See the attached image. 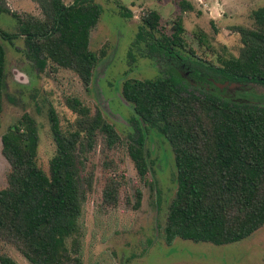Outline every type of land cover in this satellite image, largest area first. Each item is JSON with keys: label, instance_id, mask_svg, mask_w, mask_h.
Segmentation results:
<instances>
[{"label": "trees", "instance_id": "1", "mask_svg": "<svg viewBox=\"0 0 264 264\" xmlns=\"http://www.w3.org/2000/svg\"><path fill=\"white\" fill-rule=\"evenodd\" d=\"M39 15L12 11L0 0V13L17 24L15 34L0 30V116L5 87V49L1 39L24 40L26 54L42 70L51 63L73 71L87 87L98 66L99 54L89 38L102 13L94 0H33ZM182 12L192 11L189 0H177ZM130 17L126 8H120ZM250 26L234 25L239 35L237 55L218 62H194L193 76L224 83L264 85V5L251 12ZM140 29L148 57L165 59L166 75L125 78L121 98L136 115L140 131L127 139L119 135L99 109L94 112L77 96L65 104L75 118L63 128L53 108L48 111L55 152L44 171L37 162L39 130L36 119L24 112L1 136V152L8 162L6 185L0 188V239L12 244L31 264H83L80 217L92 192L94 168L86 167L98 139L107 149L126 147L140 178L150 169L146 136H163L173 152L176 188L159 226L167 244L175 238L225 245L240 241L264 225V105L223 97L217 87L187 83L179 69L186 50L185 27L177 16L169 28L151 9L141 17ZM200 41L201 39L196 34ZM191 55L195 50L188 48ZM174 63L173 65L171 63ZM187 64V63H186ZM112 170L117 165L106 161ZM125 183L123 171L104 177L102 202L117 205ZM158 191V190H157ZM139 206L140 190L135 192ZM0 264H17L0 255Z\"/></svg>", "mask_w": 264, "mask_h": 264}, {"label": "rangeland", "instance_id": "2", "mask_svg": "<svg viewBox=\"0 0 264 264\" xmlns=\"http://www.w3.org/2000/svg\"><path fill=\"white\" fill-rule=\"evenodd\" d=\"M5 1L19 14H40L33 0ZM72 1L64 0L66 4ZM94 1L101 6L102 13L90 33L89 48L98 55L103 50L104 55L87 87L69 69L47 63L40 70L27 56L22 37L16 36L12 42L1 39L6 76L0 116V188L6 185L9 168L1 152V136L24 112L37 121V162L44 171L55 152L48 111L53 108L65 128L75 118V113L65 104L69 96L80 98L92 112L99 109L123 140L139 134L133 109L121 98L122 82L125 78L165 76L167 70V61L158 56L148 57L145 41L137 38L140 29L145 35L148 31L140 20L146 12L157 10L166 28L180 16L187 45L181 54L192 69L197 67L194 64L197 58L217 63L219 57L237 55L240 40L233 26H250L251 12L264 5V0H189L194 9L182 12L177 0ZM121 7L130 11L131 16L123 14ZM16 29V21L0 13V30L15 34ZM189 47L195 50V55L188 52ZM190 77L183 79L190 83ZM218 93L264 105L263 84L224 86ZM145 144L150 169L144 178L139 177L124 145L107 149L98 139L96 147L88 154L86 167L93 166L95 180L79 220L83 233V264H264V225L248 237L225 245L178 237L171 244L165 242L159 226L164 222L167 205L176 188L173 152L168 141L153 130L148 132ZM109 160L117 165V170L111 171L106 165ZM118 170L124 172L125 183L117 205L106 206L102 202L104 177L108 173L114 176ZM136 190H140L141 197L139 206L134 208ZM0 255L11 257L17 264H31L12 244L1 239Z\"/></svg>", "mask_w": 264, "mask_h": 264}, {"label": "flooded vegetation", "instance_id": "3", "mask_svg": "<svg viewBox=\"0 0 264 264\" xmlns=\"http://www.w3.org/2000/svg\"><path fill=\"white\" fill-rule=\"evenodd\" d=\"M179 71L181 73V76L182 77H186L188 75H190V83L194 86H199V87H205L207 90L208 89H216V88H212L211 87V83H208L209 82H213V85L214 87H217L219 90H222L223 87H219L218 85L219 84H222V83H219L218 81H215L214 79L210 78V77H207V81H201V80H198L196 79L194 76H193V72L192 70L190 69V67L186 64V62H184L181 58H180V61H179ZM172 65L174 64L173 62L171 63ZM227 88H230V86L227 84L226 85ZM235 100L239 99L238 98H233Z\"/></svg>", "mask_w": 264, "mask_h": 264}, {"label": "water", "instance_id": "4", "mask_svg": "<svg viewBox=\"0 0 264 264\" xmlns=\"http://www.w3.org/2000/svg\"><path fill=\"white\" fill-rule=\"evenodd\" d=\"M227 84H228L230 87L243 85L242 83H235V82H231V83H229L228 81H225L224 83L219 84L218 86H219V87H224V86H226Z\"/></svg>", "mask_w": 264, "mask_h": 264}]
</instances>
